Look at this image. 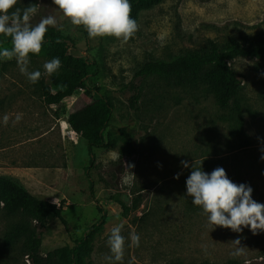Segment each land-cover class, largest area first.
<instances>
[{
    "label": "rangeland",
    "instance_id": "374dc122",
    "mask_svg": "<svg viewBox=\"0 0 264 264\" xmlns=\"http://www.w3.org/2000/svg\"><path fill=\"white\" fill-rule=\"evenodd\" d=\"M36 3L42 7L32 22L46 15L57 18L56 28L71 41L69 52L97 66L88 85L114 105L106 134L109 145L91 153L69 123L93 99L78 90L59 104L46 102L44 93L51 87L43 68L49 61L47 50L30 56L29 71L42 73L35 84L15 59H0V176L38 199L66 203L62 212L67 227L51 215L40 230L42 256L74 247L104 217L78 250L84 263L112 264L107 240L111 227L120 222L126 238L120 264L262 261L264 232L253 235L245 228L236 233L210 225L186 194L192 168L181 162H196L208 174L222 167L233 183L249 185L252 198L264 204V60L230 62L242 88L225 109L207 83L174 86L158 77L135 80L134 75L149 60L170 61L203 51L209 40L245 42L264 34V0H165L140 14L138 32L123 45L111 37L90 39L82 27L62 18L52 0H19L17 7ZM0 47L11 44L0 40ZM133 95L139 96L135 108L129 101ZM239 117L244 140L231 134ZM121 127L134 136L137 155L121 157ZM112 197L130 207L128 216ZM18 220L0 208V264H32L22 244L7 248L3 242ZM31 225L37 229V222ZM130 233L139 235V247L131 245ZM235 240L244 247L241 255H233L239 247Z\"/></svg>",
    "mask_w": 264,
    "mask_h": 264
},
{
    "label": "trees",
    "instance_id": "16d2710c",
    "mask_svg": "<svg viewBox=\"0 0 264 264\" xmlns=\"http://www.w3.org/2000/svg\"><path fill=\"white\" fill-rule=\"evenodd\" d=\"M164 1L130 0L132 18L138 21L143 11L152 10ZM0 40L10 42L5 37H0ZM70 42V39L59 29L49 27L41 52L47 50L49 61L58 57L61 67L58 72L49 75L51 87L46 88L44 98L48 104L56 105L74 95L78 90H83L86 95L92 97L93 102L80 109L69 123L73 131L87 142L88 149L92 153L93 149L106 148L109 145L106 134L113 118L114 105L108 96L101 94L99 89H92L88 85V79L97 73V66L95 63H88L72 55L69 52ZM30 56L38 55L30 54ZM237 58L264 60V34L245 42L231 39L224 44H219L209 40L207 48L203 51L181 55L170 61L149 60L136 71L134 79L158 77L174 86L207 83L218 106L225 109L242 88V82L230 64ZM129 101L130 106L135 108L139 96L133 95ZM242 125L243 119L239 117L231 134L244 140L245 132ZM119 133L122 141L121 157L137 155L135 138L127 127H121ZM112 200L122 207L123 216H128L130 207L116 197H112ZM64 204H66L64 201L57 205L51 201L38 199L22 186L0 176V208L6 217L19 216L17 223L5 233L4 245L7 248H15L22 244L32 264H93L80 261L78 250L87 242L104 217L76 240L74 247L64 246L48 253L45 257L41 254L40 230L47 226L49 216L53 215L64 227H67V221L62 212ZM138 206L137 202L133 208L137 209ZM33 221L37 222V229L32 227ZM223 264H264V259L254 263L229 260Z\"/></svg>",
    "mask_w": 264,
    "mask_h": 264
},
{
    "label": "clouds",
    "instance_id": "9594fccd",
    "mask_svg": "<svg viewBox=\"0 0 264 264\" xmlns=\"http://www.w3.org/2000/svg\"><path fill=\"white\" fill-rule=\"evenodd\" d=\"M19 0H0V37L8 38L11 47H0V59H15L19 70L35 84L42 76L41 71H29L30 54L39 55L46 40L49 27H57L54 15L41 17L33 23L41 4H29L23 9L17 7ZM55 9L68 19L71 25L82 27L90 39L115 38L122 45L129 43L139 30L137 20L132 18L130 0H52ZM61 67L60 59L53 58L44 63L45 73L52 75ZM21 115L16 116L19 122ZM9 117L4 116L7 125ZM264 159V157H262ZM184 168H192L186 180L187 196L192 203L202 209L210 225L231 229L242 233L249 228L253 235L264 232V204L252 198L253 189L249 185L235 184L222 167L214 169L211 174L201 167L182 161ZM179 179V174L176 175ZM124 223L114 224L110 229L107 244L110 255L107 259L112 264H120L125 254L126 238L122 235ZM131 245L140 246V237L130 233ZM239 247L233 255L243 254L244 247L240 241H233Z\"/></svg>",
    "mask_w": 264,
    "mask_h": 264
}]
</instances>
